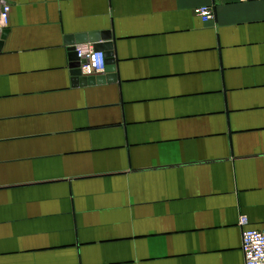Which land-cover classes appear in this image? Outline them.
Instances as JSON below:
<instances>
[{"label": "crops", "instance_id": "crops-1", "mask_svg": "<svg viewBox=\"0 0 264 264\" xmlns=\"http://www.w3.org/2000/svg\"><path fill=\"white\" fill-rule=\"evenodd\" d=\"M6 1L0 264H245L240 218L264 229V1ZM91 33H110L118 80L74 87L67 39Z\"/></svg>", "mask_w": 264, "mask_h": 264}, {"label": "built area", "instance_id": "built-area-1", "mask_svg": "<svg viewBox=\"0 0 264 264\" xmlns=\"http://www.w3.org/2000/svg\"><path fill=\"white\" fill-rule=\"evenodd\" d=\"M248 2L250 0H240ZM264 1V0H257ZM196 14L205 22L214 20V10L211 7H200ZM11 5L6 0H0V41L10 25ZM75 52L79 58V69L82 76H98L106 71V57L104 52H97L94 44L85 43L75 46ZM239 225L242 228V252L245 264H264V229L257 230L249 227V219L246 216L240 218Z\"/></svg>", "mask_w": 264, "mask_h": 264}, {"label": "water", "instance_id": "water-1", "mask_svg": "<svg viewBox=\"0 0 264 264\" xmlns=\"http://www.w3.org/2000/svg\"><path fill=\"white\" fill-rule=\"evenodd\" d=\"M8 31L4 33L3 39L0 41V46L6 39ZM85 43L94 44V48L97 52H104L106 57V71L104 74L98 76L84 77L79 69V58L75 52V46ZM67 45L70 47L71 63V74H72V85L74 87H87L104 84H112L117 82L118 77L116 76V60L114 53V44L111 42L110 33H91V34H80L76 36H70L67 39Z\"/></svg>", "mask_w": 264, "mask_h": 264}]
</instances>
